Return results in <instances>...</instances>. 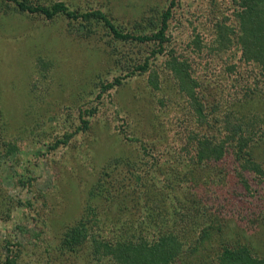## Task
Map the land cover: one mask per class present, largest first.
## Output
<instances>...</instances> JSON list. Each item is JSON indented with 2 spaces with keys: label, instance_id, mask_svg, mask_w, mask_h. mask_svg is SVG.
<instances>
[{
  "label": "rangeland",
  "instance_id": "374dc122",
  "mask_svg": "<svg viewBox=\"0 0 264 264\" xmlns=\"http://www.w3.org/2000/svg\"><path fill=\"white\" fill-rule=\"evenodd\" d=\"M27 1L49 6L59 0ZM63 1L72 9H100L124 30L135 32L141 31L139 26L148 27L143 23L169 6V0ZM6 3L0 4L3 9L9 7L7 14L0 9V242L9 238L13 245L22 241L31 247L43 242L33 239V231L38 233L43 221L49 231H40L41 237L57 241L65 225L80 216L88 190L107 161L123 156L131 161L144 158L140 144L128 142L118 129L138 123L137 130L129 127L128 135L142 136L140 143L150 146L147 152L157 155L162 144L172 146L173 134L183 127L177 123L176 132L170 128L172 122L175 127V118L162 111L158 99L164 93L152 89L149 71L124 78L122 52L128 57L137 52L136 61L149 58L158 69L167 58L166 44L165 53L150 55L156 47L151 42L120 43L103 28L92 38L83 37L79 21L64 15L48 20L38 12L19 11L14 3ZM235 7L236 0H181L172 9L168 34L179 56L193 54L192 65L200 79L207 78L225 87L226 95L239 97L264 87L259 69L243 61L235 48L226 53L208 52L216 23L227 16V23L234 24ZM194 27L203 37L198 48L188 43ZM116 76L123 77V84L102 91L101 85ZM162 77L164 71L157 81ZM247 105L239 108L249 115L251 106ZM156 113L159 122L152 125ZM82 118L89 121L87 130L78 131L67 143H58L57 139L78 129ZM161 121L162 127L171 130L158 129ZM144 134L149 136L144 138ZM10 144L16 150L8 154ZM229 170L239 173L231 179L232 201H224L234 206L227 212L232 219L213 245L208 242L187 253L192 261L215 259L220 238L244 242L264 257V182L234 163L226 167ZM245 180L248 188L242 184Z\"/></svg>",
  "mask_w": 264,
  "mask_h": 264
},
{
  "label": "trees",
  "instance_id": "16d2710c",
  "mask_svg": "<svg viewBox=\"0 0 264 264\" xmlns=\"http://www.w3.org/2000/svg\"><path fill=\"white\" fill-rule=\"evenodd\" d=\"M180 1L169 0L167 8L143 23L148 27L139 26L141 31L135 32L124 30L100 9H72L63 0L49 6L32 5L27 0H0V4L14 3L17 10L38 12L48 20L64 15L79 21L83 37L92 38L103 28L120 43L151 42L156 47L150 55L163 54L165 47H169L163 67L158 69L149 58L136 61L137 52L129 57L122 52L124 78L149 71L152 89L164 93L158 99L162 111L171 112L175 118V127L172 122L170 128H176L177 123L183 127L179 134L173 130L176 135L173 134L172 146L162 144L157 155L147 152L150 146L140 143L141 135H128L129 127L136 126L137 130L138 123L125 124L126 130L118 129L117 133H122L128 142L140 144L144 158L131 161L123 156L107 161L88 190L80 216L65 225L57 241L41 237V232L49 231V225L43 221L38 233L33 231L35 242L43 240L38 246L30 247L22 241L13 245L9 238L1 241L0 264H264V257L257 256L246 243H229L222 238L215 259L201 257L200 262H195L187 255L200 250L205 243L213 245L228 219H232L227 212L234 206L224 201H232L235 189L231 179L239 173L226 171L229 164L255 173L264 182V87L258 86L259 89L238 97L229 92L226 95L225 87L207 78H199L192 65L193 54L179 56L168 34L172 9ZM7 8L3 13L7 14ZM233 16L234 24L227 23V16L218 20L208 52L213 54L211 50L216 49L226 53L235 48L243 61L259 69L260 80H264V0H236ZM201 39L194 27L188 43L198 48ZM163 71L165 77L157 81V75L161 77ZM122 80V76L114 77L101 85L102 91L122 85ZM245 104L251 106L249 115L241 111ZM128 118L131 120V116ZM154 118L152 125L159 122L157 113ZM161 123L158 129L162 130ZM88 127L89 121L82 118L78 129L57 142L67 143ZM170 128L165 127L164 131ZM15 147L10 144L7 153L11 154ZM242 184L248 188L249 181Z\"/></svg>",
  "mask_w": 264,
  "mask_h": 264
}]
</instances>
